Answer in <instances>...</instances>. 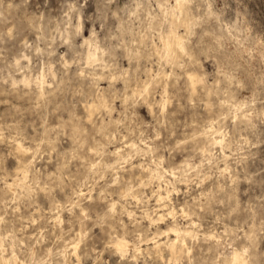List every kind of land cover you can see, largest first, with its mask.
Here are the masks:
<instances>
[{
  "label": "clouds",
  "instance_id": "1",
  "mask_svg": "<svg viewBox=\"0 0 264 264\" xmlns=\"http://www.w3.org/2000/svg\"><path fill=\"white\" fill-rule=\"evenodd\" d=\"M0 264H264V0H0Z\"/></svg>",
  "mask_w": 264,
  "mask_h": 264
}]
</instances>
